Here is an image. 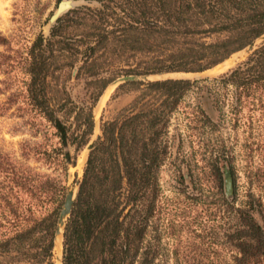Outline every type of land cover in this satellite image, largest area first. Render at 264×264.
<instances>
[{
  "label": "trees",
  "instance_id": "1",
  "mask_svg": "<svg viewBox=\"0 0 264 264\" xmlns=\"http://www.w3.org/2000/svg\"><path fill=\"white\" fill-rule=\"evenodd\" d=\"M82 1L31 39L21 13L9 36L0 33L3 110L14 118L10 132L32 138L21 142L20 159L0 153V264H56L67 168L112 81L204 72L264 34V0ZM72 75L88 77V104L65 89ZM124 86L138 92V108L100 122L62 227L60 264H161L158 174L171 118L187 136L225 132L230 144L220 150H262L261 164L245 169L256 192L239 205L231 156L214 159L207 175L230 220V264H264V39L216 76L124 80L117 88Z\"/></svg>",
  "mask_w": 264,
  "mask_h": 264
},
{
  "label": "rangeland",
  "instance_id": "2",
  "mask_svg": "<svg viewBox=\"0 0 264 264\" xmlns=\"http://www.w3.org/2000/svg\"><path fill=\"white\" fill-rule=\"evenodd\" d=\"M56 1L0 0V33L9 36L17 25L12 18L18 17L20 13L25 16V21H22L21 25L28 31L27 35L30 39L40 30L46 33L45 20L55 10L58 3ZM74 1L76 4L83 3L82 0ZM263 39L264 34L243 50L233 53L229 57L231 61L227 68L218 74L243 60ZM218 74L212 75L207 70L202 73H163L136 78H119L110 84L104 90L97 105L94 104L95 108L93 106L95 115L93 129L94 126L95 129H92L88 142L75 152L74 164L68 165V197L69 195L71 198L74 197L87 152L99 133L100 122L115 116L127 115L138 108V105H132V100L138 92L130 90L127 86L117 88L120 82L126 79L201 78ZM86 80L88 77L85 75H72L65 82V89L69 96L78 104H88L90 101L91 87ZM3 107V94L0 93V153L20 159L21 142L32 138L26 132H10L14 118L8 115L11 110H3ZM176 128L181 133L179 139ZM194 135L187 136V132L180 125H176L175 119L171 118L168 132L171 149L158 174L162 204V216L159 222L161 248L159 262L161 264H230L231 247L226 238L230 220L224 211V206L221 205L219 191L213 187L207 175L208 164L214 159L226 160L229 156L232 157L231 162L237 175L235 205H239L242 200H245L248 190L256 192L255 184L250 182L245 169L261 164L259 159L262 156V150H237L236 147L220 150L218 147L220 142L225 144L224 147H229L230 144V138L223 131L205 133L201 136ZM68 150L70 154H73L72 147H68ZM27 164L35 165L31 160L27 161ZM188 171L191 176H188ZM181 173L184 175L183 183L178 177ZM66 207L65 204L64 211L59 217L60 241L58 245H55L56 264H60L61 228L67 211Z\"/></svg>",
  "mask_w": 264,
  "mask_h": 264
},
{
  "label": "water",
  "instance_id": "3",
  "mask_svg": "<svg viewBox=\"0 0 264 264\" xmlns=\"http://www.w3.org/2000/svg\"><path fill=\"white\" fill-rule=\"evenodd\" d=\"M77 5H79V4H76L75 3V1L74 0H59L58 1V3H57V5H56V8H55V10L50 14V16L48 17V20H47V28L50 26V25H52L53 23H54V21H55V19L57 18V17H59L61 14H63L64 12H66L68 9H70V8H73V7H75V6H77ZM263 35V34H262ZM261 35V36H262ZM261 36H259V37H261ZM258 37V38H259ZM257 38V39H258ZM256 40V39H255ZM254 40V41H255ZM253 41V42H254ZM252 42V43H253ZM252 43H250L249 45H251ZM249 45H247V46H249ZM246 46V47H247ZM246 47H244V48H246ZM244 48H242V49H244ZM169 73V72H168ZM170 73H175V72H170ZM198 73H200V72H198ZM156 74H163V73H156ZM150 75H155V74H148V75H141V76H127V77H121V78H136V77H142V76H150ZM168 78H171V77H168ZM119 79V78H118ZM164 79V78H163ZM117 80V79H116ZM126 80H140V79H126ZM149 80H151V79H149ZM152 80H154V79H152ZM115 81V80H114ZM114 81H112V82H114ZM110 84V83H109ZM104 90V89H103ZM102 93V92H101ZM76 193V192H75ZM74 197H75V194H74ZM74 197L73 198H71V195H69V197H68V192L66 193V197H65V200H64V203H67V212H66V216H67V214H68V211H69V205H70V203H71V201L74 199ZM64 203H63V205H64ZM63 205H62V207H63ZM61 210H62V208H61ZM61 210H60V212H61ZM60 214V213H59ZM66 216H65V218H66ZM59 217V216H58ZM58 221V220H57ZM64 222H65V219H64ZM64 222H63V224H64ZM62 227H63V225H62ZM61 232H62V230H61Z\"/></svg>",
  "mask_w": 264,
  "mask_h": 264
},
{
  "label": "bare ground",
  "instance_id": "4",
  "mask_svg": "<svg viewBox=\"0 0 264 264\" xmlns=\"http://www.w3.org/2000/svg\"><path fill=\"white\" fill-rule=\"evenodd\" d=\"M243 50V49H242ZM241 51V50H240ZM230 58L222 61L221 63L215 65L214 67L210 68L207 70V72H209L210 74L214 75V74H218L220 72H222L225 68H227L228 66V63L230 62ZM202 73V72H201ZM65 204L67 205V203H64L63 207H62V210L59 214V217L61 215V213L64 211V207H65ZM67 212V211H66ZM66 212H65V216H66ZM61 220H62V216H61ZM58 224H59V218H58V223H57V229H56V235H55V242L56 244L55 245H58L59 244V241H60V227H58ZM62 230V228H61ZM55 252H56V249H55ZM56 261H57V258H56Z\"/></svg>",
  "mask_w": 264,
  "mask_h": 264
},
{
  "label": "flooded vegetation",
  "instance_id": "5",
  "mask_svg": "<svg viewBox=\"0 0 264 264\" xmlns=\"http://www.w3.org/2000/svg\"><path fill=\"white\" fill-rule=\"evenodd\" d=\"M111 84H112V83H111ZM108 86H109V85H108ZM108 86H107V87H108Z\"/></svg>",
  "mask_w": 264,
  "mask_h": 264
}]
</instances>
